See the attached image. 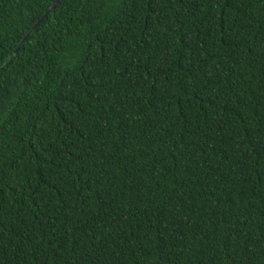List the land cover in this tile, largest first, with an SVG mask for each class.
I'll use <instances>...</instances> for the list:
<instances>
[{"label": "trees", "instance_id": "trees-1", "mask_svg": "<svg viewBox=\"0 0 264 264\" xmlns=\"http://www.w3.org/2000/svg\"><path fill=\"white\" fill-rule=\"evenodd\" d=\"M0 264H264V0H0Z\"/></svg>", "mask_w": 264, "mask_h": 264}]
</instances>
